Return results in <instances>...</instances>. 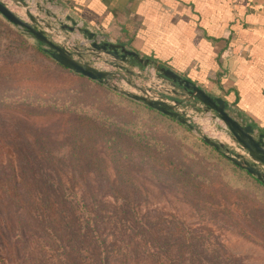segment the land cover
Segmentation results:
<instances>
[{"label":"rangeland","instance_id":"obj_1","mask_svg":"<svg viewBox=\"0 0 264 264\" xmlns=\"http://www.w3.org/2000/svg\"><path fill=\"white\" fill-rule=\"evenodd\" d=\"M0 20L8 26L0 23L3 37L20 34L13 48L28 47L15 55L0 46V207L15 191L26 206L43 205L35 179L47 174L58 197L81 204L74 235L100 237L84 254L89 263L145 264L135 251L150 250L157 257L147 264H264L263 192L209 153L175 143L166 123L120 92L140 93L136 77L113 70L108 89L87 84L49 65L34 51L36 40ZM211 124L203 115L194 123L213 135ZM36 239L32 226H11L0 209V264H40L27 248ZM42 241L57 262L78 240Z\"/></svg>","mask_w":264,"mask_h":264},{"label":"crops","instance_id":"obj_2","mask_svg":"<svg viewBox=\"0 0 264 264\" xmlns=\"http://www.w3.org/2000/svg\"><path fill=\"white\" fill-rule=\"evenodd\" d=\"M170 67L264 133V0H35ZM15 10L20 12L17 7ZM40 15L44 17V14ZM71 40L83 41L71 33ZM135 70H137L135 68ZM213 136L231 144L225 132Z\"/></svg>","mask_w":264,"mask_h":264},{"label":"water","instance_id":"obj_3","mask_svg":"<svg viewBox=\"0 0 264 264\" xmlns=\"http://www.w3.org/2000/svg\"><path fill=\"white\" fill-rule=\"evenodd\" d=\"M0 15L44 46L54 60L75 73L107 85L117 77L115 71L118 70L136 77L139 80L131 85L140 93L120 92L196 131L206 144L264 184V133L233 115L223 98L212 96L170 67L141 57L121 44L98 40L97 32L84 27L71 16L65 18L71 24L60 18L50 21L48 17L56 15L35 0H0ZM75 32L82 34L84 40H71V33ZM86 56L97 57L112 68L106 70L92 65L85 61ZM190 113L210 117L212 128L227 133L233 142L226 144L196 128V119Z\"/></svg>","mask_w":264,"mask_h":264},{"label":"trees","instance_id":"obj_4","mask_svg":"<svg viewBox=\"0 0 264 264\" xmlns=\"http://www.w3.org/2000/svg\"><path fill=\"white\" fill-rule=\"evenodd\" d=\"M0 23L5 25L3 21L0 20ZM7 26V25H5ZM8 27V26H7ZM9 30V29H8ZM12 34H15L16 36L14 38L6 36L3 37L1 35L0 31V46L1 44L6 45L4 49H7L9 47V50L14 52V54H19L21 52H24L25 50H28V47L24 46V43L21 42L20 47L13 48V44L17 42V37L20 36L19 33L12 32ZM4 38V39H3ZM8 41V44L6 43ZM37 42V41H36ZM38 47L35 48L34 51L38 53L43 59L46 61L49 60V65L52 67L59 69L61 71H64L68 74H71L73 76L78 77L79 80H82L84 82H87V84H91L92 86L98 85L102 88L108 89L109 87L107 85H104L103 83H100L95 80H91L81 74L75 73L74 71L64 67L60 63H58L56 60H54L51 55L45 50V48L41 47L42 45L37 42ZM2 70L0 68V77H4V74L2 73ZM119 95V94H118ZM141 107L142 110L149 116V118H152L155 122H162L166 123L168 135L170 138L173 139V141L179 145H191L196 149H201L207 153H209L215 160H218V165L222 166L224 170L229 171L233 174L234 177H238L240 180L245 181L248 184H251L253 189L260 190L264 193V184L260 182L258 179H256L253 175L250 173L244 171L242 168L238 167L237 165L230 162L227 158H225L221 153H219L215 148L209 146L206 144L202 139L196 137L192 134V131L189 127L186 125H183L182 123L178 122L177 120L170 118L169 116H166L162 114L161 112L152 109L151 107L144 105L142 103ZM92 117V116H91ZM95 119V118H94ZM169 124H168V123ZM99 123V122H98ZM102 124V123H101ZM104 126H107L106 124H102ZM209 164V163H208ZM52 170V168L50 169ZM37 178V177H36ZM50 177L46 174L45 180L41 181L39 179H35V187H41V189L44 191L45 196L42 194H39L42 196L43 205H39L36 203L34 206H26L27 202H23L22 195L20 196L17 194V192H13L9 196V198H3L2 197V203H1V214L4 216L6 221L11 225L14 226L15 224H20L22 227L24 226H32V228L35 230V236H37V239L35 241V244L33 246L27 247L30 250V253L33 255L34 259L37 260L40 264H49V262L55 264L56 261L51 259V251L49 250V247H46L45 243H43L42 239H48V240H60L64 241L67 240L68 242L72 241V238H75V240H78L77 242H74V247H71L74 253H67V250H63L58 256L59 261H57V264H94L92 262H87V255L85 256V252L87 250H91V247L95 246L98 247V244H95L96 242L92 239L98 238L99 236L90 237L87 238L86 235H83L80 233V235H74L76 234V231L74 230V227H81V204H79L78 200H75V197L64 195L62 197H58L56 195L57 192H59V184L53 183L55 180H50ZM59 179V178H58ZM3 180L0 177V182ZM61 184V182H60ZM61 186V185H60ZM37 187V188H38ZM46 187V188H44ZM6 193V189L4 190ZM39 197V196H37ZM53 197H56L54 199ZM24 198V197H23ZM83 206V205H82ZM90 226H92L90 224ZM81 232V231H80ZM92 232H94L92 230ZM147 232V230H146ZM149 233V232H147ZM42 234V235H40ZM39 239V240H38ZM32 248V250H31ZM132 252V251H131ZM137 252L138 260L140 262H143L147 264L149 260L147 261L148 257H157V253L151 252L150 250L142 251H135ZM94 257L99 258L100 253L95 249ZM141 255V256H140ZM141 258H140V257ZM67 260L66 263H64V259ZM128 258L124 259L125 261L123 264H130L127 260ZM159 258H157L158 260ZM155 260L157 264H163V262L158 260ZM132 264V263H131ZM174 264V263H173ZM177 264V263H175Z\"/></svg>","mask_w":264,"mask_h":264},{"label":"built area","instance_id":"obj_5","mask_svg":"<svg viewBox=\"0 0 264 264\" xmlns=\"http://www.w3.org/2000/svg\"><path fill=\"white\" fill-rule=\"evenodd\" d=\"M98 40H107L105 37H103L102 35L98 34L97 37ZM85 61H89L92 65H95L101 69H106V70H110L112 67L110 65H108L106 62L102 61L101 59L94 57V56H86L85 57ZM191 115H194V119H196L197 114H193L190 113Z\"/></svg>","mask_w":264,"mask_h":264}]
</instances>
